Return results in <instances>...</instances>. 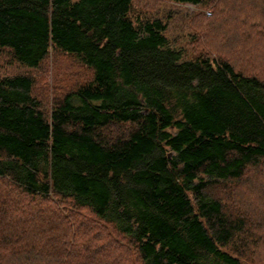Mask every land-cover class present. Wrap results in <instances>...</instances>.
I'll use <instances>...</instances> for the list:
<instances>
[{
  "label": "trees",
  "instance_id": "1",
  "mask_svg": "<svg viewBox=\"0 0 264 264\" xmlns=\"http://www.w3.org/2000/svg\"><path fill=\"white\" fill-rule=\"evenodd\" d=\"M133 1L0 0V52L38 69L54 50L92 71L50 105L32 73L0 76V264L264 257V172L240 189L264 168V72L240 61L249 27L264 33V0H169L216 1L195 13L206 30L194 25L205 46L193 58L169 19L134 20ZM51 215L56 242L37 225Z\"/></svg>",
  "mask_w": 264,
  "mask_h": 264
},
{
  "label": "rangeland",
  "instance_id": "2",
  "mask_svg": "<svg viewBox=\"0 0 264 264\" xmlns=\"http://www.w3.org/2000/svg\"><path fill=\"white\" fill-rule=\"evenodd\" d=\"M235 2L240 3V0H236ZM215 3L216 1L205 6L201 4L195 5L191 3H176V2H171L169 0H134L131 17L134 20H136L137 18L142 19L146 17H159V16L169 19L168 34L172 39L173 44L176 47L181 48L184 51L186 57L193 58L195 57L196 52H198L197 49L200 47V45H202V47L205 46V44L202 41L200 43L198 38L195 37L194 32H196V30H194V25L196 23L201 25L202 27L199 28V30H202V33L206 30L202 18H198V17L195 18L196 15L195 13L202 12V13H206L207 16H211L213 13V7ZM215 15L218 16V14ZM231 24L233 28L238 27V23L236 21H233ZM189 27L190 29H188ZM257 30H258L257 28L249 27V32H251L248 34L251 38V42L249 41V43L254 46V48L250 50L253 52V54L245 57H243L244 54H242V56L240 57V61L243 62L242 64L247 68L246 70L248 73H254L259 71L264 72V33L260 36L258 35L259 31ZM225 31L226 30L224 29L222 33H224ZM233 33L234 32H229L228 35H231ZM257 37L258 40H256ZM200 38L202 39V37ZM223 51L224 50H222V52ZM227 54L231 56L228 52ZM19 73L21 74L32 73L36 77L37 86L35 88V91L40 96H43L44 94H48L49 105L52 102L54 96L56 97L58 95L59 96L62 95L63 94L62 92L66 90L69 86H73L76 83H79V81H83L84 79H86V77L88 76L91 77L92 75V71L91 70L89 71L88 69L78 64L75 57L63 53L58 55L54 50H50V54L48 58L46 59L44 64H42V66L38 69H32L21 64L13 57L12 53L9 50L4 49L3 51H1L0 76H11ZM260 169L256 170L254 175L251 176L250 174H248L242 180L241 183H245L240 188L242 191L241 192L242 197H245L248 194V189H251V187L252 189H255V186L253 184L256 185L258 183L257 176L259 177L260 174L264 172V168L261 170ZM261 183H262L261 185L264 186V182ZM0 186H1L0 192H3V196H7L5 194V191L9 189V185L0 182ZM2 187L5 189H3ZM258 190H262V188H259ZM11 194L13 196H16L17 192L14 191ZM263 200H264V196H263ZM257 202L260 201L257 200ZM59 209L61 210V212H63V210L64 211L66 210L65 207L62 208L59 207ZM7 210L8 213L10 212L11 214H14L13 205H9ZM2 212L3 209L1 208L0 215ZM85 212L88 215H90L88 211ZM85 212H83L82 214L86 215ZM34 215L39 216L38 213ZM51 216H52L51 218L52 220L50 219L47 220L42 216L39 217L37 221V225L41 229L40 231L49 235V241L51 236V239H53L54 242H56L58 238L62 235V234L60 235L61 229L55 224L52 225V223L54 219H56L55 221L58 222L60 221L56 218L57 215H51ZM65 238L67 239L66 235ZM119 239L121 238H118V241ZM124 242L125 241L121 239V243ZM94 248L96 247H93V250L90 249L89 251L90 260L91 259L97 260V258L100 259L101 257L102 253L99 252L100 253L99 257L91 258L93 257L94 254L98 253V252L96 253L97 249ZM8 258L9 259L7 262H5V264H12L13 256L9 255ZM262 260H264V257L257 258L256 264H261ZM244 263L247 264L245 260Z\"/></svg>",
  "mask_w": 264,
  "mask_h": 264
},
{
  "label": "bare ground",
  "instance_id": "3",
  "mask_svg": "<svg viewBox=\"0 0 264 264\" xmlns=\"http://www.w3.org/2000/svg\"><path fill=\"white\" fill-rule=\"evenodd\" d=\"M72 59V58H71ZM74 61V60H73ZM34 86V85H33ZM37 86V85H36Z\"/></svg>",
  "mask_w": 264,
  "mask_h": 264
}]
</instances>
